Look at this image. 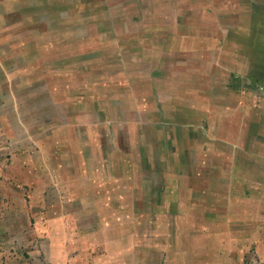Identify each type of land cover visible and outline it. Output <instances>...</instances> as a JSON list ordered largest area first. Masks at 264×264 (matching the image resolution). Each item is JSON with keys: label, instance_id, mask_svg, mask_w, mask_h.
Wrapping results in <instances>:
<instances>
[{"label": "rangeland", "instance_id": "obj_1", "mask_svg": "<svg viewBox=\"0 0 264 264\" xmlns=\"http://www.w3.org/2000/svg\"><path fill=\"white\" fill-rule=\"evenodd\" d=\"M165 4L0 0V264H116L105 261L89 208L103 216L101 228L131 227L132 216L142 224L160 199L148 191L163 184V197L171 194V177L181 195L192 183L201 195L207 81L224 85L233 70L222 66L227 50L215 65L197 55L205 24L186 15L176 25ZM157 215L152 240H163ZM142 245L163 264L161 244ZM248 253L247 264H256Z\"/></svg>", "mask_w": 264, "mask_h": 264}, {"label": "crops", "instance_id": "obj_2", "mask_svg": "<svg viewBox=\"0 0 264 264\" xmlns=\"http://www.w3.org/2000/svg\"><path fill=\"white\" fill-rule=\"evenodd\" d=\"M165 6L175 9L169 18L176 25L186 15L192 22L199 19L205 24L207 35L202 37L208 38L206 48L197 55L208 54L212 57L211 65H215V56L227 50L222 66L228 72L233 70L224 85L216 77L207 81L209 90L204 95L208 100L210 143L207 142L206 150L210 151L206 176L202 178L203 190L200 195V188L192 183V191L187 189L181 195L175 185L179 180L170 176L174 190L169 191L166 199L163 184L158 190L148 191H158L156 197H160L158 203H153L151 213L162 217L159 232H163V240H152V214H145L142 224L132 216L131 227L124 221H114L101 228L103 216H99L98 210L93 213L89 208L85 213L99 220L94 225L104 239V250L109 256L105 261L160 264L143 247L147 243L162 245L163 264H247L246 254L250 250L255 254L251 259L264 264V0H166ZM167 32V36L183 37ZM191 62L196 65L195 60ZM194 96L200 100V92ZM204 144L201 149H205ZM191 161L187 164H195ZM108 176L120 183L126 180L116 173L109 172ZM197 181L201 182V177ZM178 194L186 196V202L176 200ZM92 202L98 205L97 197L92 196ZM189 210L194 219L187 221ZM195 221L196 228L183 230L189 223L194 226ZM121 229L124 231L120 232ZM80 237L83 239V235Z\"/></svg>", "mask_w": 264, "mask_h": 264}]
</instances>
